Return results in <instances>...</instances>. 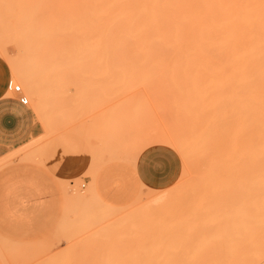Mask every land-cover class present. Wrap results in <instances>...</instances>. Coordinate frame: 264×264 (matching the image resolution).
<instances>
[{
    "label": "rangeland",
    "instance_id": "rangeland-1",
    "mask_svg": "<svg viewBox=\"0 0 264 264\" xmlns=\"http://www.w3.org/2000/svg\"><path fill=\"white\" fill-rule=\"evenodd\" d=\"M75 1L0 0V54L21 87L8 97H26L44 131L0 160V209L8 211L0 216V264H211L227 253L243 259L244 135L237 106L213 102L209 54H134L117 50V35L108 40L115 49L96 51L97 39L81 29L83 3ZM22 67L35 76L40 105L22 83ZM159 145L182 161L164 190L142 185L135 199L115 206L84 181ZM51 152L73 164L70 177L51 179Z\"/></svg>",
    "mask_w": 264,
    "mask_h": 264
},
{
    "label": "bare ground",
    "instance_id": "bare-ground-1",
    "mask_svg": "<svg viewBox=\"0 0 264 264\" xmlns=\"http://www.w3.org/2000/svg\"><path fill=\"white\" fill-rule=\"evenodd\" d=\"M81 3L83 8L80 5L77 11L83 9L84 13L79 14L84 18L79 20L88 23L86 30L81 29L89 40L97 39L92 47L96 51L115 49L112 43L116 40L117 50L133 49L134 54L140 51L137 54H144L143 51L164 55L209 54V59L203 60L213 64V87L217 89L213 102L225 98L237 106L235 120L237 127L242 125L244 135L248 199L244 258L232 260L227 253L226 259H213L211 264H264V0H81ZM114 25L116 32L110 28ZM116 35L120 40L110 44L108 40ZM20 70L29 96H35L40 105L44 95L34 74L23 67ZM225 88L229 91L224 94ZM162 200L158 199L156 205Z\"/></svg>",
    "mask_w": 264,
    "mask_h": 264
},
{
    "label": "crops",
    "instance_id": "crops-1",
    "mask_svg": "<svg viewBox=\"0 0 264 264\" xmlns=\"http://www.w3.org/2000/svg\"><path fill=\"white\" fill-rule=\"evenodd\" d=\"M11 82L12 70L0 54V160L44 133L34 112L27 105H23L18 97H8ZM51 157V179L71 174L68 169L73 164L60 161L59 156L54 159L52 152ZM149 161L158 163L147 171ZM73 167L77 165L74 164ZM181 169L182 161L178 153L172 148L159 145L143 151L135 163H108L100 168L93 179L85 178L84 181L91 185L95 195L104 203L123 206L137 197L143 189L142 185L154 190L170 187L177 181ZM16 187L18 193L22 185L18 183ZM54 196L51 192V199ZM21 208L22 206H16L17 210ZM7 213V209H0V216Z\"/></svg>",
    "mask_w": 264,
    "mask_h": 264
},
{
    "label": "built area",
    "instance_id": "built-area-1",
    "mask_svg": "<svg viewBox=\"0 0 264 264\" xmlns=\"http://www.w3.org/2000/svg\"><path fill=\"white\" fill-rule=\"evenodd\" d=\"M9 89L11 92H14L15 94H19V95L21 94V87L18 85H14L13 82L10 83ZM25 100H27V104L24 103ZM20 102L23 105H28V99L24 96L20 97Z\"/></svg>",
    "mask_w": 264,
    "mask_h": 264
},
{
    "label": "snow or ice",
    "instance_id": "snow-or-ice-1",
    "mask_svg": "<svg viewBox=\"0 0 264 264\" xmlns=\"http://www.w3.org/2000/svg\"><path fill=\"white\" fill-rule=\"evenodd\" d=\"M24 103L27 104V100H25ZM0 111H2V110H0ZM157 163H158L157 161H149L146 170L150 171L152 169V167L157 165Z\"/></svg>",
    "mask_w": 264,
    "mask_h": 264
}]
</instances>
